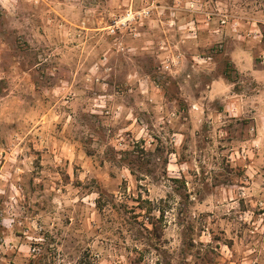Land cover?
<instances>
[{
	"label": "rangeland",
	"instance_id": "obj_1",
	"mask_svg": "<svg viewBox=\"0 0 264 264\" xmlns=\"http://www.w3.org/2000/svg\"><path fill=\"white\" fill-rule=\"evenodd\" d=\"M232 54L264 75V0H0V264H264Z\"/></svg>",
	"mask_w": 264,
	"mask_h": 264
},
{
	"label": "crops",
	"instance_id": "obj_2",
	"mask_svg": "<svg viewBox=\"0 0 264 264\" xmlns=\"http://www.w3.org/2000/svg\"><path fill=\"white\" fill-rule=\"evenodd\" d=\"M260 10L258 13H261ZM236 54H232V61L234 65L237 67L239 73L248 74L251 77V80L255 84L264 85V75L261 73L260 70L254 67L253 61L250 60L247 63L237 62L235 58ZM234 57V58H233ZM240 59V58H239ZM232 90H231V83L227 82L224 78L214 79L209 85V95L211 99H230L231 98Z\"/></svg>",
	"mask_w": 264,
	"mask_h": 264
},
{
	"label": "built area",
	"instance_id": "obj_3",
	"mask_svg": "<svg viewBox=\"0 0 264 264\" xmlns=\"http://www.w3.org/2000/svg\"><path fill=\"white\" fill-rule=\"evenodd\" d=\"M146 14H148V12H146ZM129 16L131 17V19H132V20H134V19H135V15H133L131 12H130V13H128V17H129ZM119 22H120V21H119ZM116 24H117V23H116ZM118 25H119V24H117V26H118ZM120 25L124 26V25H125V23H121V22H120Z\"/></svg>",
	"mask_w": 264,
	"mask_h": 264
},
{
	"label": "trees",
	"instance_id": "obj_4",
	"mask_svg": "<svg viewBox=\"0 0 264 264\" xmlns=\"http://www.w3.org/2000/svg\"><path fill=\"white\" fill-rule=\"evenodd\" d=\"M224 77H225V79H227L229 82H232V80L230 79L231 77H230V73H229V72L225 71V73H224Z\"/></svg>",
	"mask_w": 264,
	"mask_h": 264
},
{
	"label": "clouds",
	"instance_id": "obj_5",
	"mask_svg": "<svg viewBox=\"0 0 264 264\" xmlns=\"http://www.w3.org/2000/svg\"><path fill=\"white\" fill-rule=\"evenodd\" d=\"M234 114H235V113H234ZM173 174H175V175H177V176L179 175V173H178V172H177V173H173ZM161 195H162V194H161ZM157 214H158V213H157Z\"/></svg>",
	"mask_w": 264,
	"mask_h": 264
}]
</instances>
